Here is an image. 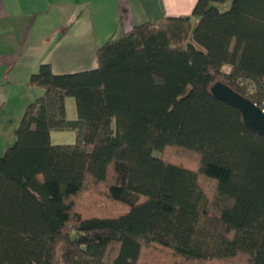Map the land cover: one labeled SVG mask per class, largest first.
<instances>
[{"label":"trees","instance_id":"obj_1","mask_svg":"<svg viewBox=\"0 0 264 264\" xmlns=\"http://www.w3.org/2000/svg\"><path fill=\"white\" fill-rule=\"evenodd\" d=\"M95 56L29 77L42 94L0 157V264H264V137L211 94L264 97V0H197Z\"/></svg>","mask_w":264,"mask_h":264},{"label":"crops","instance_id":"obj_2","mask_svg":"<svg viewBox=\"0 0 264 264\" xmlns=\"http://www.w3.org/2000/svg\"><path fill=\"white\" fill-rule=\"evenodd\" d=\"M196 2L0 0V115L10 96L19 104L26 99L22 87L41 64H50L54 74L95 69L96 49L119 28L126 33L146 21L189 16ZM7 87H13L11 94ZM33 93L31 99L42 90Z\"/></svg>","mask_w":264,"mask_h":264},{"label":"rangeland","instance_id":"obj_3","mask_svg":"<svg viewBox=\"0 0 264 264\" xmlns=\"http://www.w3.org/2000/svg\"><path fill=\"white\" fill-rule=\"evenodd\" d=\"M49 23V22H48ZM122 34L121 29L115 34V38H118ZM80 56V55H79ZM93 57V56H91ZM225 71H229V68H224ZM38 88H28L26 85L22 87L24 92V99L21 104L19 100H13V96H10L8 103L3 105L2 114L0 115V157L4 154L5 150L11 147L14 143V128L17 127L19 119L21 117L22 110L27 103L33 101L31 97L34 95V90ZM8 92H13V87H7ZM21 107L22 110H21ZM66 109V119L67 120H76V107L73 99L68 98L65 102ZM50 142L52 145H71L75 142V134L72 131L67 130H57L52 131L50 134Z\"/></svg>","mask_w":264,"mask_h":264},{"label":"water","instance_id":"obj_4","mask_svg":"<svg viewBox=\"0 0 264 264\" xmlns=\"http://www.w3.org/2000/svg\"><path fill=\"white\" fill-rule=\"evenodd\" d=\"M211 94L217 101L235 108L246 129L264 137V113L260 108L222 83L214 84Z\"/></svg>","mask_w":264,"mask_h":264},{"label":"built area","instance_id":"obj_5","mask_svg":"<svg viewBox=\"0 0 264 264\" xmlns=\"http://www.w3.org/2000/svg\"><path fill=\"white\" fill-rule=\"evenodd\" d=\"M254 105H256L258 108L261 109V111L264 113V97L262 98L261 102L259 105L253 103Z\"/></svg>","mask_w":264,"mask_h":264}]
</instances>
